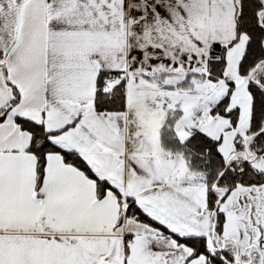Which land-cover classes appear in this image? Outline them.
Returning <instances> with one entry per match:
<instances>
[{
    "label": "snow or ice",
    "instance_id": "6c2138e0",
    "mask_svg": "<svg viewBox=\"0 0 264 264\" xmlns=\"http://www.w3.org/2000/svg\"><path fill=\"white\" fill-rule=\"evenodd\" d=\"M0 264H264V0H0Z\"/></svg>",
    "mask_w": 264,
    "mask_h": 264
}]
</instances>
